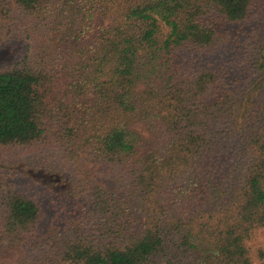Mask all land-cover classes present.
<instances>
[{"label": "trees", "instance_id": "16d2710c", "mask_svg": "<svg viewBox=\"0 0 264 264\" xmlns=\"http://www.w3.org/2000/svg\"><path fill=\"white\" fill-rule=\"evenodd\" d=\"M11 2L0 149L56 153L68 204L0 173V264H264V0Z\"/></svg>", "mask_w": 264, "mask_h": 264}, {"label": "rangeland", "instance_id": "374dc122", "mask_svg": "<svg viewBox=\"0 0 264 264\" xmlns=\"http://www.w3.org/2000/svg\"><path fill=\"white\" fill-rule=\"evenodd\" d=\"M262 14L260 16L254 15L250 21V25L257 27L260 30L264 28V7L261 8ZM255 12V11H254ZM19 15V11L16 9L11 0H6L4 3H0V66L7 64L13 58H17L21 52H23L27 45V40L22 34L20 28L9 29V21L14 19ZM215 18V17H214ZM215 20L220 23L219 18ZM100 24H106V21H100ZM235 26H227L228 30H236ZM250 29V28H249ZM247 29V30H249ZM19 150H1L0 149V173L6 175V178H10L11 181L20 188L27 195H31L35 198L42 206L48 217H52L54 212H62L63 208L61 205L67 206L68 201L66 198V193L63 192L62 188H49V184H42L36 180V174L41 172V168L49 167L55 165L53 168L60 163L58 162V157L56 153H46L42 150H37L33 154L17 155ZM6 155V161H3L2 157ZM22 160L19 165L13 164L15 161ZM97 166L95 165H85L80 171H76L75 167L71 164L68 165L67 171L70 175H73L77 179L83 178L88 173L95 176V170ZM13 174V176H10ZM28 174V175H27ZM34 178L37 182H34ZM60 202H59V200ZM63 202V203H62ZM56 203V204H55ZM59 213V214H60ZM248 246L251 250V254L256 262V250L264 248V228L256 231L254 237L249 241Z\"/></svg>", "mask_w": 264, "mask_h": 264}]
</instances>
